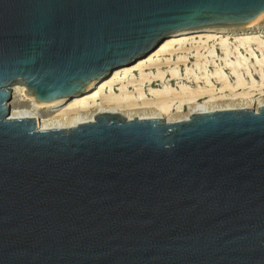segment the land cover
<instances>
[{
  "label": "water",
  "instance_id": "water-1",
  "mask_svg": "<svg viewBox=\"0 0 264 264\" xmlns=\"http://www.w3.org/2000/svg\"><path fill=\"white\" fill-rule=\"evenodd\" d=\"M264 0H0V264H264V104L186 119L11 117L168 35L240 26Z\"/></svg>",
  "mask_w": 264,
  "mask_h": 264
},
{
  "label": "bare ground",
  "instance_id": "bare-ground-1",
  "mask_svg": "<svg viewBox=\"0 0 264 264\" xmlns=\"http://www.w3.org/2000/svg\"><path fill=\"white\" fill-rule=\"evenodd\" d=\"M263 18L264 11L240 26L174 32L134 63L58 102L35 103L16 83L10 115L37 117L40 128H53L92 120L102 111L175 121L193 112L257 109L264 104V33L255 25Z\"/></svg>",
  "mask_w": 264,
  "mask_h": 264
},
{
  "label": "rangeland",
  "instance_id": "rangeland-1",
  "mask_svg": "<svg viewBox=\"0 0 264 264\" xmlns=\"http://www.w3.org/2000/svg\"><path fill=\"white\" fill-rule=\"evenodd\" d=\"M255 26L259 27V28H255L256 30L263 31V33H264V18L259 23H257V25H255ZM205 54H207V53H205ZM189 66L191 67V64H189ZM211 68H212V66L208 67V70Z\"/></svg>",
  "mask_w": 264,
  "mask_h": 264
}]
</instances>
